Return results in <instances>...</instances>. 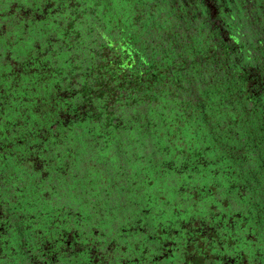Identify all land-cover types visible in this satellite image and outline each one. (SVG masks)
Masks as SVG:
<instances>
[{
    "label": "trees",
    "instance_id": "trees-1",
    "mask_svg": "<svg viewBox=\"0 0 264 264\" xmlns=\"http://www.w3.org/2000/svg\"><path fill=\"white\" fill-rule=\"evenodd\" d=\"M7 1L0 0L1 10H4L2 5L3 3L7 4ZM73 1L74 3H82L83 1L92 2L94 0ZM111 1L114 0H96L94 3H97V7L102 6V8L95 9L91 14L99 21L100 18L109 19L105 28L107 30L112 26L110 21H118V26L121 27L120 39L113 40L111 34L106 37V34L101 31L105 41L100 43L98 54H92V62L87 61L84 66L85 68L87 66L90 73L83 72L81 76V86H83L82 89L85 93H92V87L97 88L99 91L96 96H89L90 100L87 103L79 100L78 93L80 90L76 93V96L71 98L59 94L63 86L62 79L57 78L54 73L67 72L72 77L80 69L74 71L75 65L73 66V63L76 48L73 44L63 46V41L66 42L56 31L50 30V32L54 31L57 35L52 55L47 57V60H53L56 66H53L49 74L24 70L27 60L25 61V58L22 57L27 51V41L30 38L40 39L42 35L48 33L49 26L60 15H49L45 21H42L41 31L34 28L39 22L33 23L31 20L15 21L13 18L7 23L10 26L3 33L4 35L8 31L16 29L17 32H24L26 35H28L27 32H30L31 36L28 40H25V38L15 40L14 35H9L12 49L8 50L7 53H11L10 58L17 61L21 65V69L14 70L11 63L3 64L4 67L0 68V150H3L0 153V207L12 213L11 218L3 214L0 217V264H36L33 259L35 255L36 257L39 256V249L45 252L49 258L46 260V264H97L89 252L92 247L91 244L78 248L73 241V243L66 245L67 249L71 250H66L63 254L60 253L62 252L61 245L65 244V235L63 234L71 224L76 228V234L73 238L78 235L75 240H79L84 235L82 243L94 242L97 244V250L111 248L108 247L110 245L113 247L112 263L108 264H119L118 259L126 251L127 254H131L130 256L136 255L135 260L129 261L128 264H156L157 257L161 252L170 253L168 256H172L171 253H173L177 262L180 256L178 257L177 250L174 249L172 252L170 244H165L168 237L160 228V224L167 222L166 224L183 230L184 227L178 222L180 218L187 216L183 213L190 212L195 205L206 206L203 200L191 202L187 199L186 194H182L179 200H176V198L182 192L183 183H185L184 185L193 183L200 189L206 181L205 176L209 175L212 178L215 172L219 170L215 164L222 166L224 170H228L227 166L229 164L231 166L237 165L230 169H233L232 173L221 176L223 179L220 183L215 181V184L210 182L205 184V187L209 184L208 187L221 197L222 207L230 212L228 215H231L232 209L241 204V200L232 195L230 188L233 181L237 179L234 176L236 169L237 171L241 169L242 163H245L249 169L253 167L250 170L243 169L246 171V178L241 179L242 181H248L249 188L261 189L262 191L255 193L254 190V196L248 190L251 199H247L246 220L248 221V218L256 217L259 214L256 205L264 202V179L258 175V168H256L258 166L263 168V163L258 158L259 153L257 156L246 154L245 159L237 162L233 157V149L228 152V150H225L227 145H224V141H222V144L217 143L216 134V136H208L207 138L206 134L209 135V130H215L218 122L235 123L233 125L238 130L237 132L245 136L254 137V134L260 135L264 132V126H261L264 122L261 109L264 110V106L261 108L260 104L251 100L250 96L252 94L247 90L249 82L246 79L248 74H254L256 71L255 69L251 71V66L253 68L259 66L260 70L264 69V11L257 6L260 2L258 0L252 1L254 7L250 8L249 2L251 1L242 0L244 16H239V22L236 24L237 29H239L235 34L236 39L242 41L243 50L247 53L245 56L249 65L245 67L239 63L234 64L230 60L231 57H228L229 59L221 58L218 51L212 53L207 49L204 50V47L199 50L196 48L191 49V44L199 39L197 31H199L200 25L199 21L192 19V15L186 16L189 18L188 20L184 19L183 12H179L177 15L176 12H169L170 15L175 14L178 18L177 21L180 24L178 28L183 27L182 31L174 33L176 37L163 35L162 31L168 30L170 24L157 21L156 28L158 31L155 33L152 31V35L159 38L162 44L160 43V48L158 46L154 47V55L149 56L146 53L145 43L144 45L141 44L142 48L134 46V51H132L126 42L129 36L125 32L132 33L131 35L138 37L139 40H143V38H141L140 33L129 32L128 28L122 25L121 18H118V20L114 18V14L117 12L115 13L113 9L109 8ZM119 1L131 3L135 11L139 8L143 9L141 12L146 13L144 21L148 19L145 22L147 26L141 14L136 15L138 19L143 21L142 31L147 30L150 23H152L149 17H152L154 21L158 16L164 14V10L168 12L167 9L170 8L168 5L169 0H155V2L149 0H143L144 2L140 0ZM158 7L161 14L159 11L157 12ZM93 9L91 8V10ZM150 10L156 14L150 13ZM96 11H98L97 14ZM167 12L162 18L166 22L170 20ZM129 15L133 18V24L135 25L134 10ZM119 16L121 17L118 14ZM179 19L181 22H179ZM135 26L137 27V25ZM245 26L254 35L250 41L244 38L247 34L243 31ZM91 31L93 33L92 28ZM3 34L0 32V37H4ZM155 34H158V36ZM38 41L43 42L44 40ZM92 41L94 45L97 44V40L93 39ZM49 44L50 41H48ZM57 44H61L63 48H59ZM195 45L197 47V43ZM176 46L182 48L180 54L174 51ZM38 48L41 49L40 46ZM7 53L4 55L0 53V58L7 56ZM156 55H161L160 61L155 58ZM202 55L208 57L207 62L202 63L204 60ZM84 58L86 60V57ZM178 58L183 59V62H176ZM32 60L34 62L35 59ZM8 66L12 67L11 70ZM256 74L258 73L256 72ZM88 76H92L95 80L93 86L89 84L90 79L87 78ZM200 77L209 81L207 88L204 90L187 85L186 82L189 84H191L190 82H193V84L198 82ZM22 89L23 93H26V97L20 95ZM188 89L190 90L189 95L191 94L193 97L187 102L195 106H191V109H187V106L182 104V102H186L185 96L183 99L177 96L180 92ZM36 93L38 96H35ZM66 100H71V103ZM193 100L197 102H193ZM92 103L95 104L94 110L98 109L101 113L100 120L92 118L90 114H86L82 109V107L88 108ZM106 105L111 106L112 109L113 107L120 109L119 114L112 110L111 121L106 120L103 115V107ZM117 115L118 117H116ZM115 117L118 120L114 121ZM126 117H129V119L126 120ZM180 122L183 123L184 127L191 128L194 134L191 147L183 142V135H180L179 140L177 139L178 145L171 141V139L177 138L175 129L177 123ZM135 123H142L141 129L144 133L154 130L163 137H170L167 139L174 147L176 145L181 147V150L178 149L180 156L176 155V159L179 158L180 163L173 160L170 167L161 169L162 174L165 173V179L171 185L176 184L174 186L176 198H172L168 192L156 197L155 200L146 199V195L135 187L133 179L130 181L129 177L117 183L116 197H111L108 196L111 193H107L105 190L97 192L94 182L90 183L92 185L89 186L90 184L85 181L87 178L83 179V175H80V169H82V165L87 163L85 158H89V152L99 151L104 147L109 148L111 145L116 146L114 142L109 141L111 138L116 140L115 134H119L125 140L128 139L125 136L126 130L136 128ZM213 125L215 126L213 127ZM112 126L118 131L117 133L114 129H111ZM99 130L100 133L98 134ZM121 133L125 134L121 135ZM111 134H114V136ZM179 134H181V131ZM103 137L108 139L104 140ZM202 142L204 145H202ZM235 145L231 144L230 146L232 148L238 147L237 144ZM147 146L145 145L144 149ZM167 148L163 147L160 150L161 154L162 151L169 152L171 150L169 145H167ZM155 149L158 152L157 145ZM214 152H216V156L213 157V160L209 155L212 156ZM59 154L60 156H58ZM54 157L66 158L65 165L53 169L52 164L54 163H51V161L54 160ZM38 161H41V166L36 168L33 165ZM256 162L257 166L255 167ZM42 165L48 171L46 174L41 173L43 171L41 169ZM185 165L188 171L182 170ZM195 168H197V172H195ZM166 169L170 171H165ZM54 171H57V173H54ZM174 172L178 176L175 177L171 174ZM247 172L249 173L247 174ZM56 176L58 178L65 177L62 197L69 199L62 212L60 210L51 211L50 206L52 205L48 203L53 200L51 194L43 199L44 202H40L41 198L39 199L35 192L29 196L30 193L25 189L26 184L24 186L25 182L28 184L34 182L37 189H40L46 183L50 185L52 182L48 179L53 178L58 181V184L52 185L51 193L54 194V190L58 189V185L61 184ZM90 178L93 177L90 176ZM147 178L148 181L143 186L149 190L153 181L149 177ZM179 180L183 182L180 185ZM226 186L229 191L228 193L225 192L227 196L224 198L221 192ZM198 193L200 195L204 194L202 190ZM83 195H90V197L85 201ZM28 196L29 199L27 200ZM126 197L128 198L127 202L123 200ZM208 197L210 196L208 195ZM208 199L212 200L211 198ZM178 206L186 210L181 212ZM159 210L161 214H157ZM80 216L82 222L79 221ZM247 221L241 222L239 220L237 227L240 228L241 224L244 232H248V226L244 227ZM255 221L259 229L257 236L262 234L263 238L257 237L256 241L247 244L239 240L237 248H241L240 244L245 245L247 251L242 256L248 258L253 257L255 252L259 250L260 254L257 258L260 259L261 256L262 264H264V234L260 231L263 225L259 223V220ZM136 223L144 225L139 227L140 225ZM132 225H137L139 228L137 227L131 232L129 227ZM145 226L151 227L153 231L141 232ZM119 227L123 229L122 232L117 237L112 235V232L116 233L120 229ZM42 228L46 231L45 233L39 232V229ZM21 232H24V237L20 235ZM2 237L7 239L1 240ZM40 238L44 242L47 241L46 238L49 240L47 242L49 246L45 249L40 247ZM105 240L109 243L106 244ZM113 242H115V245ZM136 244H141L146 253L140 252V249H142L140 245L139 248H135ZM7 251H10V255ZM154 251L158 253L157 257L152 256L151 252ZM9 256L11 259H9ZM238 258L236 256L235 260ZM198 259L197 257L195 261L198 262ZM160 262L161 259L158 264Z\"/></svg>",
    "mask_w": 264,
    "mask_h": 264
},
{
    "label": "rangeland",
    "instance_id": "rangeland-1",
    "mask_svg": "<svg viewBox=\"0 0 264 264\" xmlns=\"http://www.w3.org/2000/svg\"><path fill=\"white\" fill-rule=\"evenodd\" d=\"M7 1V0H6ZM37 1V2H35ZM96 0L92 2H85L83 1L82 3H74L73 0H8L7 4L2 5V8L4 10H1L0 8V32L3 34L7 28H9L8 21L13 19L15 21H28L31 20L33 23H37V26H34V28H37L38 31H41L42 28V21H45L49 15H60L57 17L56 21L51 23L52 25L49 26L48 28V33L44 34L41 36L40 39H34L30 38L31 34L30 32H27L28 35H26L24 32H17L16 29L13 31H8L6 32V36L3 34L4 37H0V53L1 54H6L8 50L12 49V43L11 40L9 39V35H14L16 37L15 40H19L20 38H25V40H28V45H27V51L23 54V59L25 58L26 64H25V71L30 72L34 71L35 73L39 74H49L51 70L53 69V66H56L54 64L53 60H47V57L49 55H52L53 48L55 47V37L57 34L54 33L56 31L60 37H62L63 40H65L66 43L63 41V46H70L74 45L76 48V52L74 54V71H77L72 77L70 74L67 72L64 73H54L57 78L62 79V88L59 91L60 96L66 97V98H71L76 96V93L80 90L78 93V98L79 100L86 101L88 102L89 96H96V94L99 92L97 88L92 87L93 89L91 90L92 93H85L84 90L82 89V73H90L86 68L84 67L88 62H92V54H98L97 52L100 49V43L102 41H105L103 34H106V37L109 36L110 34L113 37V40H118L120 39V33H121V27L118 26V21H110V24L112 25L109 30L105 29L106 28V23L108 20H104L100 18V21L98 18H96L94 15H92L93 11L98 8H102V6L97 7V3H94ZM249 7L253 8L254 3L256 0H249ZM253 1V2H252ZM260 3L257 5L260 9L264 11V0H258ZM92 6V7H91ZM1 7V6H0ZM91 8H94L91 10ZM109 8L111 10L113 9L116 14H114V18L118 20V18H121L122 25L124 27H127L129 32L133 31L136 34L140 33L141 38L143 40H138V44L136 46H140L141 48L143 47L145 43V49L146 53L149 56L154 55V47L161 45V41L159 38H156L152 35V31L155 33L157 30L156 24L157 21L164 22L166 24H170V28L168 30H163L162 33L165 36H171V37H176L177 31H182V28H178L180 25L177 21V17L175 14H172L171 16H168L167 22L162 19L164 18V13L161 16H158L154 21L152 17H149L151 19L150 21L153 23H150V26L147 28V30L142 31V22L144 21V18H146V13L143 14L141 11L143 10L142 8L139 9H134V6L131 5L129 2H121L119 0H114L113 2L111 1L109 3ZM134 10V19L136 20L137 27L133 24V18L129 13ZM126 11V12H125ZM159 10H157L158 12ZM87 12V13H86ZM89 12V13H88ZM98 11H96L97 14ZM153 11L150 10V13ZM92 13V14H91ZM84 14V15H82ZM118 14L121 15V17H118ZM141 14L143 21L138 19L137 16ZM156 14V13H152ZM63 15V17H62ZM137 15V16H136ZM4 16H7L6 18H3ZM112 16V15H111ZM88 20V21H87ZM148 21V19H147ZM146 20L144 21L147 22ZM179 22L180 19H179ZM249 26V25H248ZM91 28L93 29V33L91 31ZM50 30H54L53 32H50ZM102 31V33H101ZM247 34L244 36L245 39L251 40L253 39L254 35L252 32H249V29L247 26L244 27V30ZM39 33V32H38ZM35 33V34H38ZM99 33V34H98ZM175 33V34H174ZM158 36V34H155ZM44 40L43 42L38 41V40ZM97 40V44L94 45L92 43V40ZM21 41V40H20ZM48 41H50V44L48 45ZM256 41V39H254ZM88 42H91L90 44ZM161 43V44H160ZM257 43V41H256ZM142 44V45H141ZM58 45V44H57ZM56 45V46H57ZM38 46L41 47L38 48ZM49 46V47H48ZM61 44L58 45L59 48H63ZM2 48V49H1ZM160 48V47H159ZM51 50V51H50ZM174 51L176 53L182 52V48L180 46L174 47ZM66 55V53H65ZM11 53H7V56H2L0 58V68L4 67L7 63H11L13 66L14 70H20L21 65L17 63V61H14V59L10 58ZM86 57V60L85 58ZM184 57H186L184 55ZM158 61L161 60V55H156L155 57ZM32 59H35L34 62ZM46 59V61H45ZM202 63L207 62L208 57L202 55ZM183 62V59L176 60V62ZM28 63V64H27ZM33 63V64H32ZM187 63V62H186ZM4 64V65H3ZM83 65V66H82ZM79 66V67H78ZM9 70H11L10 66H8ZM82 68V69H81ZM97 68V67H96ZM87 78L90 79L89 84L93 86L94 79L92 76H88ZM187 85L195 86L197 89L202 88L203 90L207 88L209 81H207L205 78L202 79L200 77L199 81L194 83L186 82ZM213 82L211 81V84ZM29 85V84H28ZM186 85V84H185ZM30 86V85H29ZM26 86V87H29ZM21 90V89H20ZM189 89L183 92H180L179 95L177 94L178 98L183 99L184 96L186 98V102H182V104L187 106V109H191V106L195 107L191 103L187 102V100H191L193 97L191 94L189 95ZM20 95H23V97H26V93H23V89L20 93ZM35 96H38L36 93ZM67 101V100H66ZM71 101V100H70ZM70 101H67L68 103ZM193 102H197L196 100H193ZM71 103V102H70ZM84 109V112L86 114H90L92 118L94 119H101V113L98 109H95V104L92 103L88 108L82 107ZM81 109V110H82ZM112 110L116 111V114L120 113V109L118 107H112L106 105L103 107V115L106 120H110L112 118ZM83 112V113H84ZM65 115V114H64ZM97 116V117H96ZM118 117V115L116 116ZM114 118V121L118 120ZM154 117V116H153ZM127 118V117H126ZM129 117L126 119L128 120ZM113 122V121H112ZM117 123V122H116ZM216 123V122H215ZM136 124V123H135ZM139 126H138V125ZM136 128L126 130L127 133H121V135H124L128 139H123L119 134H115V139L111 138L109 141L114 142L116 146L111 145L109 148L104 147L102 150L99 149L89 152V158H85L87 163L82 165V169H80V175H83V179L87 183H92L94 182V187L97 188V192L100 190H105L107 193H111L108 196L111 197H116L115 196V191L117 190V183L121 182V180H125L129 177V180L131 181L133 179V182L135 183V187L139 190H141L145 195L146 199H152L155 200L156 197H159L163 195L164 193H168L171 195V197L176 198V192L174 191V186L176 184L171 185L168 180L165 179V173L162 174L161 169L163 168H168L172 164L173 160L176 163H180V160L178 161L179 158L176 159V155H179V150H181V147L177 146L180 135L184 136L183 142H186L188 146L191 147V141L194 137L193 132L191 131V128L188 126L184 127L183 123H177L176 129H175V134H176V139H171L173 143H176L177 145L174 147L171 142L167 139L170 137H163L161 136L160 133H156L154 130L150 132L144 133L141 129L142 123H137ZM214 124V123H213ZM235 123H229V122H218L217 128L215 130H209V135L208 133L206 134V138L209 136H216L218 138L217 143L222 144V141H224V145H227L229 148H225V150H228V152H231L233 149V157L235 161H239L242 159H245L246 154L249 155H255L259 153L258 158L261 159L262 167H256L257 162L254 164L256 168H258L259 176L264 179V132H262L260 135H255L254 137L251 136H245L242 135L241 133L237 132L234 127ZM183 125V126H182ZM187 125V124H186ZM215 125H213L214 127ZM261 126H264V122L262 123ZM16 127V126H15ZM111 129H114L116 133L118 132L114 126L111 127ZM140 132H137V131ZM220 132H216V131ZM234 130V131H233ZM119 131V132H123ZM181 131V134L179 132ZM207 131V130H206ZM64 133V131H63ZM69 133V132H68ZM100 133V130L98 131V134ZM70 134V133H69ZM216 134V135H215ZM114 136V134H111ZM221 135V136H220ZM71 138V137H70ZM104 140L108 138H104ZM205 140V139H204ZM231 144H237L238 147L232 148L230 145ZM145 145H148L146 149H144ZM158 146V152L155 151V146ZM167 145L171 148L169 152H164L161 151L163 147L165 149L167 148ZM202 145L204 143L202 142ZM236 146V145H235ZM231 147V148H230ZM179 149V150H178ZM189 149V147H188ZM257 151V152H256ZM3 152V150H0V153ZM60 156V154L58 155ZM211 158L216 156V152H214L211 156ZM214 160V158H213ZM178 161V162H177ZM244 162V161H243ZM53 169L59 168L66 163V158H61L54 157V160L51 161ZM200 163V161H199ZM234 163V162H233ZM41 161H38V163H34V167L39 168L41 165ZM187 165V164H186ZM186 165L182 167V170L188 171ZM214 165V164H213ZM228 163L226 164V166ZM242 168L238 170L240 173L242 172L240 178H238L237 175L240 173L235 172V177H237L236 180L233 181V185H231V193L234 195V197H237L238 200H241V204L237 205L236 208L231 210V215H228L230 213L226 208L222 207L221 205V197L217 195L216 193L213 192V190L208 187V185L205 184L210 182L211 184H215V181L220 183L221 182V176L225 174H230L232 171L230 170L232 167L237 166L235 165H228L227 168L228 170L222 169V166L215 164L216 167L219 168L217 172H215L214 176L211 178L209 175H206V181L204 185L202 184L201 188L199 189L198 186H195L193 183H187V185H184L185 183L182 182V180H179V185L183 183L182 187V192L179 194L180 196L176 198V200L181 199L182 194H186L187 199L191 200V202H197L203 200L204 203H206L205 207H201L198 205H195L192 207L190 212L183 213L187 214L186 217L180 218L178 222L182 227H184L183 230H179L180 228H175L174 226H170L169 224H166L167 222H163L160 224V228L166 233L168 240L165 244H170L172 252L173 250H177L178 254V261H174L171 264H231L232 260L235 259L237 254L234 252L235 247L237 246V243L239 240L243 241L244 244H247L248 242H253L257 240V234H258V225L253 226L249 229L248 232H244L242 229L243 226L240 224V228L237 227L238 221L241 220V218L246 217L247 214V208H248V201L247 199H251L249 196V191H248V181L243 180L241 178H246V171L245 170H250L249 167L246 166L245 163H242ZM43 171L41 173L46 174L48 171L45 167L41 168ZM245 169V170H243ZM169 169H166L167 171ZM170 171V170H169ZM195 172H197V168H195ZM244 172V173H243ZM54 173H57V171H54ZM249 172H247L248 174ZM253 173V172H252ZM173 176L176 177V173H171ZM87 175V176H86ZM94 175V176H93ZM216 175H220L217 176ZM39 176V175H38ZM93 177V178H90ZM178 176V175H177ZM149 177L153 183L150 185V189L147 190L144 185L146 181H148ZM57 179L61 181V184L58 185V189L54 190V194L52 192V185L58 184L57 180H54L53 178H50L48 180H51V184L49 185L46 183L45 186H42L40 189H37L36 184L32 182L31 184L24 183V186L26 184L25 189L30 193L29 196L35 192L38 198L40 199V202H44V198L51 194L53 197L52 201H49L48 203L51 204L50 206L51 211L55 210H60L62 212V209L64 206L68 204L67 201L69 199H64L62 195L64 194V187H65V177L58 178ZM46 182V181H45ZM177 182V181H176ZM98 183V184H97ZM223 184L225 182L222 181ZM199 184V183H198ZM90 184L89 186H91ZM23 186V187H24ZM202 190L204 192L203 195H200L198 191ZM229 189L226 186L225 188L222 189L221 195H224V198L226 193H228ZM226 192V193H225ZM149 193V194H148ZM209 193V194H207ZM208 195L210 197H208ZM29 196L27 197V200L29 199ZM90 195H83V198L85 201H87V198H89ZM211 198L212 200L208 199ZM127 202L128 198H124ZM246 202V203H245ZM257 202V201H254ZM46 204V203H45ZM44 206V205H43ZM179 210L184 212L186 209L181 208L180 206ZM42 208V207H41ZM101 208V207H100ZM47 209H49L47 207ZM35 210V208H34ZM50 210V209H49ZM103 210V208H102ZM34 213V211H33ZM260 213V212H259ZM1 214L6 215V216H11L12 213L7 211L5 208L2 209L0 207V217ZM157 214H161L160 210L157 212ZM12 217V216H11ZM10 217V218H11ZM79 221L82 222L81 216L79 217ZM239 219V220H238ZM263 219V217H262ZM123 224V223H121ZM125 224V223H124ZM137 224V223H136ZM140 225L139 227H142L143 225ZM130 226L129 229L132 232L135 230L138 226ZM103 227V226H102ZM138 227V228H139ZM120 228V227H119ZM128 228V227H127ZM254 229L255 231H252ZM123 229H118L115 232H112L114 236H118ZM76 231V228L73 227V224L68 228V230H65V239L64 242L65 244H62L61 251L60 253L63 254L64 251L66 250H71L67 249V244L68 243H73L78 247L82 248L86 246L87 244H91L92 247L90 249V253L93 256L92 258L96 261L97 264H108L112 263V258H113V247L110 245L108 247L111 248H103L104 250H97L94 242H86V244L82 243L83 238L85 237L84 235L79 238V240H75V238H78V235H76L75 238L74 234ZM151 232L153 231L151 227L145 226L141 232ZM3 232V230H2ZM1 232V233H2ZM39 232L45 233L46 231L42 228L39 229ZM229 234L228 236H225L226 234ZM131 234V233H128ZM127 234V235H128ZM46 237V234L44 235ZM46 242L42 241L40 238V247L42 249H45L49 244V240L46 238ZM42 242V243H41ZM106 244L109 242L106 241ZM46 243V244H45ZM100 243V242H99ZM98 243V245H99ZM115 245V242H113ZM44 244V245H42ZM42 245V246H41ZM141 246V244H139ZM139 245L136 244L135 248H139ZM161 246V244H160ZM159 246V247H160ZM142 249H140L141 253H146V251H143V246H141ZM2 251V250H1ZM37 252V251H36ZM40 254L39 256L35 258L34 263L36 264H46V260L49 259L48 256H46L45 252H43L41 249L38 251ZM128 252L126 251L125 254H123L119 259V264H128L129 261L135 260L136 255L130 256L131 254H127ZM153 257H157L158 253L156 251L151 252ZM224 253V254H223ZM4 256V255H3ZM33 257V256H32ZM199 258L198 262L195 261V259ZM158 258V257H157ZM162 259V258H161ZM243 261L245 259L243 258ZM246 263L248 264H262L261 256L260 259L255 257V255L251 258L246 259ZM158 264V263H156ZM168 264V263H165Z\"/></svg>",
    "mask_w": 264,
    "mask_h": 264
},
{
    "label": "flooded vegetation",
    "instance_id": "flooded-vegetation-1",
    "mask_svg": "<svg viewBox=\"0 0 264 264\" xmlns=\"http://www.w3.org/2000/svg\"><path fill=\"white\" fill-rule=\"evenodd\" d=\"M143 1V0H140ZM151 2H155V0H149ZM169 6L170 8L164 10V13L167 12L168 16H171L169 12H183L184 19H189L186 16H193L192 19H195L197 22L199 21V31H197V35H199V39L195 40L191 44V49H200L204 47V50H209L212 53H215L214 51H218L219 56L221 58H228L230 59L234 64H241L245 67L249 65V63L246 62V52L243 50V43L242 41L236 39V31H239L237 29V22H239V16H244L243 10L244 6L242 5V0H169ZM144 2V1H143ZM165 2V1H164ZM160 13L159 7L157 8ZM161 14V13H160ZM151 20V19H149ZM146 25V23H145ZM147 26V25H146ZM194 28V27H193ZM192 28V30H193ZM195 30V29H194ZM125 34L128 37V40L126 41L129 49L134 51V46H136V43H139V38L136 36H132V33H126ZM197 43V47L196 44ZM199 43V44H198ZM250 57V56H249ZM229 59V58H228ZM223 60V59H222ZM250 69H255L256 71L254 74H248L246 77L247 82H249L248 89L252 96L251 100H254L257 102V104H260L261 108L264 106V69L260 70L259 66H251ZM256 72L258 74H256ZM255 77V78H254ZM252 80V82H251ZM246 81V80H245ZM251 82V83H250ZM246 83V82H245ZM252 102V101H251ZM261 112L264 115V110L261 109ZM233 170V169H232ZM231 170V171H232ZM240 170V169H238ZM237 171V169H236ZM240 173L239 171H237ZM244 173V172H243ZM242 172L237 175L238 177L241 176ZM252 189V191H251ZM248 190L251 192V195H254L255 193L261 192V189H254V188H248ZM255 196V195H254ZM254 209V208H253ZM257 212L260 213L256 215V217L248 218V221L246 220V217L241 219V222L247 221V224L245 223L244 227L248 226V229H250L253 226H256L255 220H259V223L263 225L261 227L260 231L264 234V202H260L259 205H256ZM263 217V219H262ZM263 220V221H262ZM250 227V228H249ZM252 231H255L252 229ZM22 237L25 236L24 232H21L20 234ZM227 233L225 236H228ZM1 237V234H0ZM18 238V236H16ZM259 238H263L262 234L258 235ZM6 237H2L1 240H6ZM13 237L11 238V240ZM5 243V242H4ZM13 243V242H12ZM239 244V243H238ZM241 248H237V246L234 249V252L237 254L238 259L232 260V263L235 264H247L246 259L248 257L242 256L244 252H246L247 249L245 245L240 244ZM164 249V248H163ZM2 250V249H1ZM144 250V249H143ZM7 253L10 255V251H7ZM6 252L4 253V255ZM170 253L161 252L157 258V263L160 261L159 264H171L175 261V255L173 253L172 256H168ZM224 254V253H223ZM260 254V251L255 252V257H257ZM243 258L245 261H243ZM9 259L11 257L9 256ZM135 264V263H134Z\"/></svg>",
    "mask_w": 264,
    "mask_h": 264
}]
</instances>
